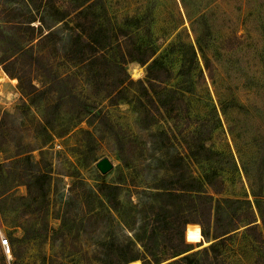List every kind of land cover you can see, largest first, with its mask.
Listing matches in <instances>:
<instances>
[{"label":"rangeland","instance_id":"rangeland-1","mask_svg":"<svg viewBox=\"0 0 264 264\" xmlns=\"http://www.w3.org/2000/svg\"><path fill=\"white\" fill-rule=\"evenodd\" d=\"M148 54L169 70L149 89L159 109ZM170 167L215 199L264 197V0H0V264H129L130 239L144 264L135 228L154 224ZM104 183L121 185L119 209ZM195 225L181 255L216 240ZM256 255L244 226L221 248Z\"/></svg>","mask_w":264,"mask_h":264},{"label":"trees","instance_id":"trees-1","mask_svg":"<svg viewBox=\"0 0 264 264\" xmlns=\"http://www.w3.org/2000/svg\"><path fill=\"white\" fill-rule=\"evenodd\" d=\"M152 57L153 54H148L140 59L144 63H148L147 93L153 105L159 109L158 102L150 95L149 89L155 91L157 85L160 84L158 82H165L169 78V70L162 60L152 59ZM126 61L127 57L124 62ZM161 104L164 107L167 106L163 102ZM170 168H172L171 174L162 177L160 186H158L161 188V191L157 193L160 196V201L153 205L155 211L150 215L154 224L151 228L145 224L135 228L136 238L143 242L144 249L149 256L148 260H144V264L159 263L163 256L167 255L165 259H169L189 251L190 243L185 238L186 224L189 222H197L201 225V227L195 225L194 241H202L203 237L208 241L211 238L216 240L192 254L181 255L168 264H232L221 256V248L242 226H244L245 233L255 243L257 250L255 264H264L263 193L254 192L255 207L248 200L228 197L215 199L214 195L207 190L205 182L200 176L190 174L188 178L186 176L183 178L180 175V168ZM203 177L215 192L222 191V187L217 186V183L212 179L211 172L205 171ZM217 180L223 183V179L220 177ZM189 183L192 186H188ZM103 188L109 189L110 193L103 192L104 189L100 190L106 194L114 208L119 209L123 206L120 199L121 185L104 183ZM263 189L264 183L262 184ZM113 191L115 194H111ZM259 218L261 223H259ZM260 225L263 227L260 228ZM136 243L134 239L123 242L124 248L127 249L124 252L128 254L125 257L126 260L140 257ZM157 243L169 250L161 255V251L155 248Z\"/></svg>","mask_w":264,"mask_h":264},{"label":"built area","instance_id":"built-area-1","mask_svg":"<svg viewBox=\"0 0 264 264\" xmlns=\"http://www.w3.org/2000/svg\"><path fill=\"white\" fill-rule=\"evenodd\" d=\"M0 243H1V246H2L6 256L8 258L12 257V252H11V248H10L9 238L6 237L3 233H2V235L0 237ZM9 260H11V258Z\"/></svg>","mask_w":264,"mask_h":264},{"label":"water","instance_id":"water-1","mask_svg":"<svg viewBox=\"0 0 264 264\" xmlns=\"http://www.w3.org/2000/svg\"><path fill=\"white\" fill-rule=\"evenodd\" d=\"M98 166L104 173H106L114 167V164L108 157H103L98 161Z\"/></svg>","mask_w":264,"mask_h":264},{"label":"bare ground","instance_id":"bare-ground-1","mask_svg":"<svg viewBox=\"0 0 264 264\" xmlns=\"http://www.w3.org/2000/svg\"><path fill=\"white\" fill-rule=\"evenodd\" d=\"M134 74H135V75H140L141 72L139 71L138 68H135V69H134ZM1 77H2V76H1ZM1 79H3V78H1ZM129 264H142V262H141L140 260L135 259V260L130 261Z\"/></svg>","mask_w":264,"mask_h":264}]
</instances>
